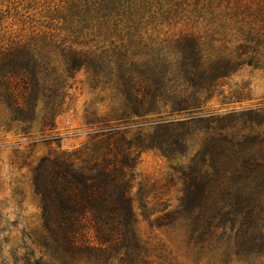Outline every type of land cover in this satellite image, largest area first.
I'll return each mask as SVG.
<instances>
[{"label": "trees", "instance_id": "1", "mask_svg": "<svg viewBox=\"0 0 264 264\" xmlns=\"http://www.w3.org/2000/svg\"><path fill=\"white\" fill-rule=\"evenodd\" d=\"M92 1L81 7V20L65 38L48 33L0 47L1 109L14 123L37 121L51 131L75 74L86 69L95 86H112L123 98L126 119H157L139 124L132 139L127 128L114 127L100 131L106 140L96 146L39 161L32 185L45 252L26 257L25 264H167L161 249L138 238L130 191L139 150L172 158L190 137L185 127L196 124L205 134L202 149L187 169L176 171L183 196L177 211L161 220L186 222L189 240L201 248L225 249L236 262L261 260L264 105L241 114L232 110L225 123L199 110L201 100L240 69L264 68V0H187L184 6L174 0ZM171 16L183 17L192 30L148 35L149 25L159 18L169 23ZM164 113L187 116L166 119ZM147 128L154 133H144ZM57 140L44 137L46 143Z\"/></svg>", "mask_w": 264, "mask_h": 264}, {"label": "rangeland", "instance_id": "2", "mask_svg": "<svg viewBox=\"0 0 264 264\" xmlns=\"http://www.w3.org/2000/svg\"><path fill=\"white\" fill-rule=\"evenodd\" d=\"M184 1L190 2L174 0L172 4L180 2L184 6ZM88 2L93 1L0 0V47L6 50L12 43H25L32 36L48 33L65 38L67 29L81 20L79 10ZM180 19L184 18L171 16L169 23L164 24L159 18L160 21L147 27L148 35L165 38L192 30L191 24L187 27ZM237 95L243 96L241 102ZM260 105H264V68L244 67L225 80L212 98L201 100L199 113L212 114L219 123H225L232 110L241 114ZM125 111L124 100L116 90L112 86H95L86 69L75 74L63 113L56 118L51 131H42L37 121L32 125L14 123L0 107V264H25L26 257L34 260L44 256L42 209L32 185L33 169L39 161L51 154L96 146L106 140L100 131L114 127L127 128V138L132 139L139 124L157 119L128 120ZM186 116L169 117L164 113L162 118ZM200 126L185 127L191 129L190 137L185 146L177 147L181 153L172 158L155 149L139 150L138 177L130 191L136 234L143 243L161 249L167 264H264V258L250 263L236 262L225 249L212 250L207 245L201 248L189 240L186 222L177 220L164 225L161 220L179 208L184 182L176 171L187 169L202 149L205 134L198 130ZM211 126L216 127L217 122ZM144 133L152 135L154 130L147 128ZM46 136L58 140L46 143ZM143 183L146 187L141 192Z\"/></svg>", "mask_w": 264, "mask_h": 264}]
</instances>
